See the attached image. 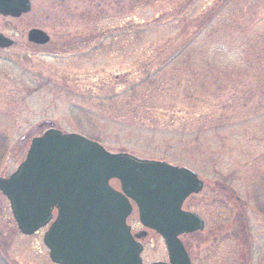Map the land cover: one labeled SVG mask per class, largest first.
Instances as JSON below:
<instances>
[{
  "label": "rangeland",
  "instance_id": "rangeland-1",
  "mask_svg": "<svg viewBox=\"0 0 264 264\" xmlns=\"http://www.w3.org/2000/svg\"><path fill=\"white\" fill-rule=\"evenodd\" d=\"M186 2L114 0L93 20V43L68 57L29 44L33 11L0 14L16 40L0 48V177L51 121L110 152L196 171L204 187L183 208L206 230L181 236L196 264H264V0ZM127 223L145 230L136 207ZM45 231L21 233L0 191V264H57ZM142 242L144 264L167 260L157 232Z\"/></svg>",
  "mask_w": 264,
  "mask_h": 264
},
{
  "label": "water",
  "instance_id": "water-1",
  "mask_svg": "<svg viewBox=\"0 0 264 264\" xmlns=\"http://www.w3.org/2000/svg\"><path fill=\"white\" fill-rule=\"evenodd\" d=\"M29 10V0H0L4 16ZM11 44L0 33V47ZM115 179L120 189L111 185ZM203 186L187 167L112 153L86 136L55 128L34 137L24 161L8 178L0 177V191L23 234L49 225L43 241L58 264H143L137 239L147 232L132 234L131 201L141 224L166 245L168 261L150 264H191L180 235L203 230L204 221L182 206Z\"/></svg>",
  "mask_w": 264,
  "mask_h": 264
},
{
  "label": "flooded vegetation",
  "instance_id": "flooded-vegetation-1",
  "mask_svg": "<svg viewBox=\"0 0 264 264\" xmlns=\"http://www.w3.org/2000/svg\"><path fill=\"white\" fill-rule=\"evenodd\" d=\"M189 1L190 0H187L183 8H190L191 4ZM231 1L232 0H223L220 7L226 6L228 3H231ZM118 2L119 4H124L126 0H118ZM29 3L30 10L25 14L30 12L32 13L33 11L36 19L34 22L26 24V26H31L27 30V41L29 44L34 47H38L42 51L49 54H53L55 57H68L73 56L72 53L76 52L78 47H87L93 43L94 31L97 28V22L93 20L96 19L98 15L109 16L110 11L113 10L112 7L114 5V0H29ZM67 16L68 18H66ZM73 19H77L79 21L74 22ZM81 20L85 22H81ZM48 29L59 30V35L54 38V35L47 31ZM109 29L114 30V27H110ZM0 33L4 34L1 31ZM7 37L12 40V44L8 48L16 45V40L14 38L9 36ZM45 125H47V127ZM42 126H45L46 128L41 129ZM37 128L41 130L39 131V134H36L35 136L42 135L50 128L61 129L56 127V125L51 121H44L37 124ZM62 131L66 132L64 130ZM185 210L198 214V212L192 208ZM199 216L204 220V229L202 230L204 231L206 230L207 222L203 216ZM182 243L185 246L183 241ZM185 248L187 250L190 263L196 264L195 259L198 255L196 253H192L186 246Z\"/></svg>",
  "mask_w": 264,
  "mask_h": 264
}]
</instances>
